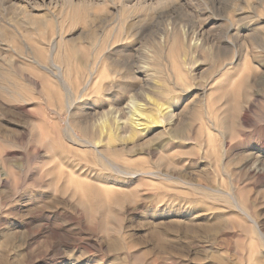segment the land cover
I'll use <instances>...</instances> for the list:
<instances>
[{"label": "rangeland", "instance_id": "1", "mask_svg": "<svg viewBox=\"0 0 264 264\" xmlns=\"http://www.w3.org/2000/svg\"><path fill=\"white\" fill-rule=\"evenodd\" d=\"M0 264H264V0H0Z\"/></svg>", "mask_w": 264, "mask_h": 264}, {"label": "bare ground", "instance_id": "2", "mask_svg": "<svg viewBox=\"0 0 264 264\" xmlns=\"http://www.w3.org/2000/svg\"><path fill=\"white\" fill-rule=\"evenodd\" d=\"M50 52H49V58H50V64L52 65V67L55 68V70L57 71V76L59 79H61V75L63 74L64 70H63V67L59 64H57L56 62H54L51 58L55 55V52H56V44L55 42L53 41V43L51 44L50 46ZM112 48L108 46V50H111ZM44 68H47L46 66H43ZM94 71H91L90 74H89V77L84 85V88H88L91 83L93 82V78H94ZM69 110H70V106H69ZM118 117V115H116ZM145 114L142 112V107L140 105V108L134 110L133 113L130 114V116L126 119L125 117V120H118L119 121V124L121 125V129L124 131L126 130H131V131H134V129H142L140 128L141 125H144L143 122V119H145ZM146 120V119H145ZM163 120L159 121V123H162ZM133 125L134 126V129L131 128V126L129 125ZM92 126V125H91ZM70 130L75 136H79L77 133H76V130L75 128L71 125L70 121L68 120L67 121V130ZM82 130H83V134H84V139H83V142L86 144V146L88 147H91V148H94V149H97V144H96V138H92V137H89V136H96V134L94 132H92V134H90V125H86L85 127H82ZM175 132L179 133L181 132V129L179 128H176L174 129ZM115 152L114 150H109V151H106L104 149H100V150H97V155L100 156L105 162H107V164L114 170V169H117L118 168V163L116 162H112L109 158L111 157V154ZM121 172V171H120ZM253 220V219H252ZM254 221V220H253Z\"/></svg>", "mask_w": 264, "mask_h": 264}]
</instances>
